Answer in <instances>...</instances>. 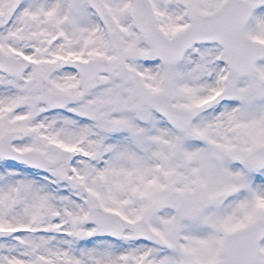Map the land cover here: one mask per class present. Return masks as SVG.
<instances>
[{
  "label": "snow or ice",
  "instance_id": "snow-or-ice-1",
  "mask_svg": "<svg viewBox=\"0 0 264 264\" xmlns=\"http://www.w3.org/2000/svg\"><path fill=\"white\" fill-rule=\"evenodd\" d=\"M0 264H264V0H0Z\"/></svg>",
  "mask_w": 264,
  "mask_h": 264
}]
</instances>
